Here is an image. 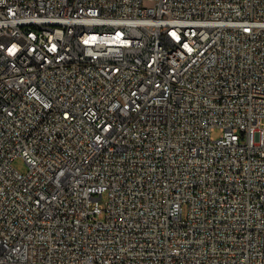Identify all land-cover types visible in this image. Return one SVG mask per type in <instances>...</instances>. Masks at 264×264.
Wrapping results in <instances>:
<instances>
[{
  "label": "built area",
  "instance_id": "obj_1",
  "mask_svg": "<svg viewBox=\"0 0 264 264\" xmlns=\"http://www.w3.org/2000/svg\"><path fill=\"white\" fill-rule=\"evenodd\" d=\"M263 118L264 0H0V264H264Z\"/></svg>",
  "mask_w": 264,
  "mask_h": 264
},
{
  "label": "rangeland",
  "instance_id": "obj_2",
  "mask_svg": "<svg viewBox=\"0 0 264 264\" xmlns=\"http://www.w3.org/2000/svg\"><path fill=\"white\" fill-rule=\"evenodd\" d=\"M261 122H262V127H264V118L262 119ZM218 134H219V131L217 129L212 131L213 136L216 137L218 136ZM12 166L21 173H24L27 170V165L22 157H16L12 162ZM105 200H106V196L103 195L102 198L99 200V203L104 206Z\"/></svg>",
  "mask_w": 264,
  "mask_h": 264
}]
</instances>
